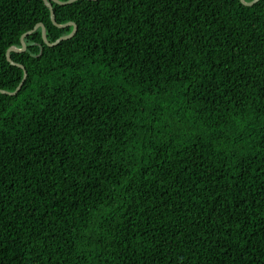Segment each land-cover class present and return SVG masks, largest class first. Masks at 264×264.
Masks as SVG:
<instances>
[{"label":"trees","instance_id":"trees-1","mask_svg":"<svg viewBox=\"0 0 264 264\" xmlns=\"http://www.w3.org/2000/svg\"><path fill=\"white\" fill-rule=\"evenodd\" d=\"M53 10L0 93V264H264V0ZM38 24L74 31L0 0V91Z\"/></svg>","mask_w":264,"mask_h":264},{"label":"water","instance_id":"water-1","mask_svg":"<svg viewBox=\"0 0 264 264\" xmlns=\"http://www.w3.org/2000/svg\"><path fill=\"white\" fill-rule=\"evenodd\" d=\"M76 1H78V0H69L68 2H61V1H59V0H45L46 5L48 6V8H49L50 11H51V16H52V21H53V23H54L56 26H58V27L73 26V27H74V31H73V33H72L71 35H69V36H67V37L60 38L59 40H57V41L54 42V43H50V42L48 41V38H47V29H46V26H45L44 24H38V25L35 27L34 30L25 33V34L22 36V38H21L22 48H21V49L16 48V47L10 48V49L8 50V53H7V58H8V60H9V62H11V63H12L13 65H15V66H18V67L24 69V71H25V77H24L22 83L19 85V87L17 88V90H16L15 92L12 93V92H7V91H3V90H2V91H0V93L5 94V95H10V96H15V95H17L18 92L22 89V87H23V85H24V83H25V81H26V79H27L28 73H27L25 67H24L23 65H21V64L15 63V62L12 60V58H11V53H12V52H17V53L25 52V51L27 50V44H26V42H25V39H26L28 36L32 35L35 31H37L38 29L41 28V29H42V32H43V38H44V40H45V43H46L49 47H55V46H57L60 42H62V41H64V40H68V39H70V38H72V37H74V36L76 35V33H77V31H78V26H77L75 23H69L68 25L60 26V25L57 23L56 15H55V12H54V10H53V3H57V4H59V5H69V4H72V3L76 2ZM89 1H98V0H89ZM259 1H260V0H256L255 3H253V2H252V3H247L245 0H241L242 4L245 5V6H247V7H252L253 5H255V4H256L257 2H259Z\"/></svg>","mask_w":264,"mask_h":264},{"label":"snow or ice","instance_id":"snow-or-ice-1","mask_svg":"<svg viewBox=\"0 0 264 264\" xmlns=\"http://www.w3.org/2000/svg\"><path fill=\"white\" fill-rule=\"evenodd\" d=\"M256 2V0H253V3H255Z\"/></svg>","mask_w":264,"mask_h":264}]
</instances>
